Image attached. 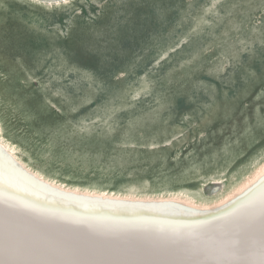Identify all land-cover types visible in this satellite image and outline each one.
Segmentation results:
<instances>
[{"label": "rangeland", "instance_id": "obj_1", "mask_svg": "<svg viewBox=\"0 0 264 264\" xmlns=\"http://www.w3.org/2000/svg\"><path fill=\"white\" fill-rule=\"evenodd\" d=\"M0 137L64 189L224 200L264 169V0H0Z\"/></svg>", "mask_w": 264, "mask_h": 264}, {"label": "bare ground", "instance_id": "obj_2", "mask_svg": "<svg viewBox=\"0 0 264 264\" xmlns=\"http://www.w3.org/2000/svg\"><path fill=\"white\" fill-rule=\"evenodd\" d=\"M14 153L0 140V264H264V169L203 206L64 189Z\"/></svg>", "mask_w": 264, "mask_h": 264}, {"label": "water", "instance_id": "obj_3", "mask_svg": "<svg viewBox=\"0 0 264 264\" xmlns=\"http://www.w3.org/2000/svg\"><path fill=\"white\" fill-rule=\"evenodd\" d=\"M42 1V0H41ZM46 1H49V0H46ZM115 203H119V204H124L125 202H115ZM129 205H131L130 203H129ZM143 206H146V205H143ZM143 206H141V207H143Z\"/></svg>", "mask_w": 264, "mask_h": 264}]
</instances>
